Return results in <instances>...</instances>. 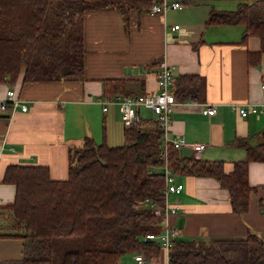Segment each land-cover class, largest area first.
<instances>
[{
    "label": "trees",
    "instance_id": "16d2710c",
    "mask_svg": "<svg viewBox=\"0 0 264 264\" xmlns=\"http://www.w3.org/2000/svg\"><path fill=\"white\" fill-rule=\"evenodd\" d=\"M184 3L194 0H182ZM152 0H0V83L81 80L84 73L82 16L86 11L116 9L128 23L132 9L148 12ZM253 3L241 1L232 10L210 9L207 25H239V43L249 36L260 41L248 52L256 64L264 54V17ZM159 64V62H158ZM126 80H102L101 98L127 95ZM175 99L196 101L203 86L197 75H177ZM160 128L154 118L123 126V144L108 145L102 125L100 143L86 136L68 152L67 176L50 178L46 166L8 165L3 182L15 186L7 208L22 228L23 258L8 264H118L126 255L142 253L155 264L164 250L142 241L159 232L161 217L144 200L158 205L163 178L152 172L160 165ZM246 157L226 172L220 160L206 161L169 147L170 167L180 176L215 179L229 195L231 211L244 214L250 193L248 164L264 161V144H244ZM264 189V186H262ZM169 264H264V236L247 231L238 237L176 238Z\"/></svg>",
    "mask_w": 264,
    "mask_h": 264
},
{
    "label": "crops",
    "instance_id": "0c3cea01",
    "mask_svg": "<svg viewBox=\"0 0 264 264\" xmlns=\"http://www.w3.org/2000/svg\"><path fill=\"white\" fill-rule=\"evenodd\" d=\"M241 1L257 0H237V5ZM193 2L185 10L163 15L132 9L127 24L116 9L86 11L82 16L85 55L81 80L23 83L20 75L12 85L0 83V103L12 88L20 104L26 105L25 111L20 106L0 109V264L20 261L24 243L19 236L22 228L7 208L13 203L15 186L3 182L6 167L46 166L50 178L63 180L69 149L79 147L88 134L101 141L104 125L107 142L109 124V136L115 140L119 119L123 139L118 105L111 104L103 111L98 102L105 78L125 79L127 95L155 92V73L162 59L174 66L176 76L202 78V92L196 101L176 99L169 132L183 135L189 143H204L195 157L223 161L226 172L234 162L245 159L244 144H264V54L258 59L251 57L256 64L248 62V52L258 51L260 41L249 36L239 43V25L206 24L210 9H233L228 0ZM253 9L264 17V2ZM174 25L178 28L172 29ZM243 103L253 104L261 112L243 118L237 110ZM205 105H213L215 114L202 115L201 106ZM142 111V119L154 118ZM95 127L101 133L97 131L96 139ZM180 152L194 154L186 149ZM175 179L183 189L170 197L179 206L170 222L178 227L182 218L180 239L238 237L247 231L264 236V161L248 164L249 184L256 190L250 193L248 210L241 215L231 211L228 192L215 179L177 174ZM118 264L135 263L132 256Z\"/></svg>",
    "mask_w": 264,
    "mask_h": 264
},
{
    "label": "built area",
    "instance_id": "2783aa9c",
    "mask_svg": "<svg viewBox=\"0 0 264 264\" xmlns=\"http://www.w3.org/2000/svg\"><path fill=\"white\" fill-rule=\"evenodd\" d=\"M184 7L182 0H152L148 7V13L150 14H165L169 10H180ZM178 25H174L172 29H177ZM175 68L169 65L166 60L159 62V69L155 73L156 86L155 92L141 93L135 95H121L116 94L111 99H99V104L102 106V110L106 111L107 107L111 104L118 105L120 111V118L122 125L125 127L139 125L142 117L139 114L140 109L148 110L153 114L154 119L158 123L160 128V142H161V154L160 165L153 166L152 172L159 173L163 178V188L160 193L162 195V202L160 205L157 203L145 199V204L151 208L156 216L161 217L162 230L159 232H150L143 236L142 241H152L160 245L164 250V262L160 264H169L170 255L169 249L172 242L176 239L179 233V228L176 225L170 223V215L176 214L179 206L178 201L171 202L170 197L177 195L183 189V185L176 181V173L170 167L168 161L169 147H173L177 150H192L194 156L198 155L206 146L204 143H189L183 135H171L169 130L170 124V112L172 108L177 104V101L173 95L171 87L175 80ZM261 87L264 89V80ZM21 100L17 98L15 91L9 88L5 92V98L0 103V109H5L7 106H11L13 109L16 107L21 110H26V105L20 104ZM238 113L241 117L245 118L249 114L258 115L261 112L257 106L250 103H243L237 107ZM216 112L213 105L201 106V113L204 116H212ZM135 264H155L150 259L145 257L142 253L132 254ZM158 264V263H156Z\"/></svg>",
    "mask_w": 264,
    "mask_h": 264
},
{
    "label": "rangeland",
    "instance_id": "374dc122",
    "mask_svg": "<svg viewBox=\"0 0 264 264\" xmlns=\"http://www.w3.org/2000/svg\"><path fill=\"white\" fill-rule=\"evenodd\" d=\"M228 2H229V4L233 7V9H235L236 8V5H237V0H228ZM191 3H194V2H186V3H184V9L183 10H185V9H187L186 7H187V5H189V4H191ZM229 10H232V9H229ZM170 11V10H169ZM143 113V115L144 114H147V115H152L153 116V114H151L148 110H145V109H143V111H142ZM82 124H83V122H81V123H78V126L80 125V126H82ZM122 124V123H121ZM116 125H117V128L115 129V131H116V134H117V138L114 140V139H112L111 138V136H109V127H111L109 124H107L106 125V128H107V142H108V144L109 145H112V146H114V145H121V144H123V139H122V136H121V133H120V128L119 127H121V125L119 124V119H117L116 120ZM93 130V129H92ZM95 130H96V127H95ZM97 131L99 132V134H100V136H101V133H100V130H99V128H97V130L94 132V130H93V132H94V135H95V139L97 138ZM90 134H88L87 136L88 137H91V138H93L92 137V135L91 136H89ZM94 139V138H93ZM98 140H100V139H97L96 141H98ZM101 141H98L97 143H100ZM171 200H173V198H171ZM176 214H171L170 215V218H171V220H172V218H173V216H175ZM170 218H169V220H170ZM172 225H173V223L172 222H170ZM162 230V224H160V228H159V230L158 231H161ZM181 236L179 235V233L177 234V236H176V238H180ZM185 238V237H184ZM130 259H132V255H126V256H124V257H122L121 259H120V262L122 261V260H125V261H128V260H130Z\"/></svg>",
    "mask_w": 264,
    "mask_h": 264
},
{
    "label": "water",
    "instance_id": "95a60500",
    "mask_svg": "<svg viewBox=\"0 0 264 264\" xmlns=\"http://www.w3.org/2000/svg\"><path fill=\"white\" fill-rule=\"evenodd\" d=\"M181 224H182V218H180L179 221H178V228L179 229L181 228Z\"/></svg>",
    "mask_w": 264,
    "mask_h": 264
}]
</instances>
